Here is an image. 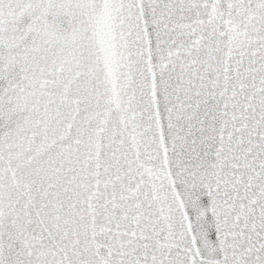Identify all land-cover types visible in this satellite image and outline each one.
Segmentation results:
<instances>
[{
    "label": "snow or ice",
    "instance_id": "snow-or-ice-1",
    "mask_svg": "<svg viewBox=\"0 0 264 264\" xmlns=\"http://www.w3.org/2000/svg\"><path fill=\"white\" fill-rule=\"evenodd\" d=\"M0 264H264V0H0Z\"/></svg>",
    "mask_w": 264,
    "mask_h": 264
}]
</instances>
